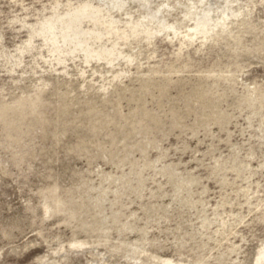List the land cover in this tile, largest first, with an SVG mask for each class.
Returning a JSON list of instances; mask_svg holds the SVG:
<instances>
[{"label":"rangeland","instance_id":"1","mask_svg":"<svg viewBox=\"0 0 264 264\" xmlns=\"http://www.w3.org/2000/svg\"><path fill=\"white\" fill-rule=\"evenodd\" d=\"M0 264H264V0H0Z\"/></svg>","mask_w":264,"mask_h":264}]
</instances>
